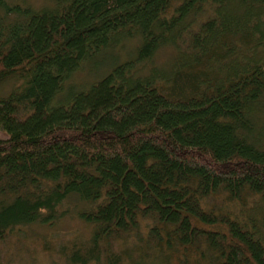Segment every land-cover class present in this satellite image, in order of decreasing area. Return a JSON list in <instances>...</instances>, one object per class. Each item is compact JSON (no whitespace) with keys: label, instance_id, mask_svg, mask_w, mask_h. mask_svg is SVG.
<instances>
[{"label":"trees","instance_id":"1","mask_svg":"<svg viewBox=\"0 0 264 264\" xmlns=\"http://www.w3.org/2000/svg\"><path fill=\"white\" fill-rule=\"evenodd\" d=\"M46 1L0 0V243L76 218L62 264H264V0Z\"/></svg>","mask_w":264,"mask_h":264},{"label":"rangeland","instance_id":"2","mask_svg":"<svg viewBox=\"0 0 264 264\" xmlns=\"http://www.w3.org/2000/svg\"><path fill=\"white\" fill-rule=\"evenodd\" d=\"M19 1L32 7H40L47 2L46 0ZM169 57L170 50L164 49L156 55L155 62L162 64ZM76 79L79 82L86 80L84 76H77ZM14 83L12 81L6 82L1 88V93L6 94ZM88 231L89 227L76 218H64L49 230L40 229L38 226L22 228L11 234L4 243H0V260L2 264H62L55 252L52 251L54 249L53 245H51L52 250L45 251L44 242L47 240L51 242L54 238L57 239L59 235L86 237L87 233H89ZM54 245H56V242Z\"/></svg>","mask_w":264,"mask_h":264}]
</instances>
